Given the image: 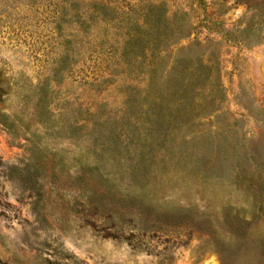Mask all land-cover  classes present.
I'll use <instances>...</instances> for the list:
<instances>
[{
    "label": "rangeland",
    "instance_id": "obj_1",
    "mask_svg": "<svg viewBox=\"0 0 264 264\" xmlns=\"http://www.w3.org/2000/svg\"><path fill=\"white\" fill-rule=\"evenodd\" d=\"M264 264V0H0V264Z\"/></svg>",
    "mask_w": 264,
    "mask_h": 264
},
{
    "label": "bare ground",
    "instance_id": "obj_2",
    "mask_svg": "<svg viewBox=\"0 0 264 264\" xmlns=\"http://www.w3.org/2000/svg\"><path fill=\"white\" fill-rule=\"evenodd\" d=\"M203 264H216V260L213 257H209Z\"/></svg>",
    "mask_w": 264,
    "mask_h": 264
}]
</instances>
